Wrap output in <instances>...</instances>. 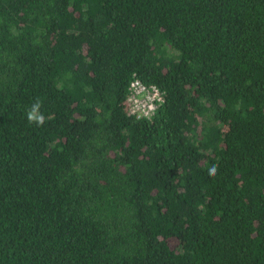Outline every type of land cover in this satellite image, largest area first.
<instances>
[{
    "label": "trees",
    "instance_id": "obj_1",
    "mask_svg": "<svg viewBox=\"0 0 264 264\" xmlns=\"http://www.w3.org/2000/svg\"><path fill=\"white\" fill-rule=\"evenodd\" d=\"M0 264H264V0H0Z\"/></svg>",
    "mask_w": 264,
    "mask_h": 264
},
{
    "label": "built area",
    "instance_id": "obj_2",
    "mask_svg": "<svg viewBox=\"0 0 264 264\" xmlns=\"http://www.w3.org/2000/svg\"><path fill=\"white\" fill-rule=\"evenodd\" d=\"M161 101V94L156 88L145 87L135 80L128 88L125 108L130 116L149 119Z\"/></svg>",
    "mask_w": 264,
    "mask_h": 264
},
{
    "label": "clouds",
    "instance_id": "obj_3",
    "mask_svg": "<svg viewBox=\"0 0 264 264\" xmlns=\"http://www.w3.org/2000/svg\"><path fill=\"white\" fill-rule=\"evenodd\" d=\"M38 107H39L38 104L33 106L32 110L28 113V119H29V121L36 120V121H38L40 123H43V118L42 117H38L36 115V111H37Z\"/></svg>",
    "mask_w": 264,
    "mask_h": 264
}]
</instances>
